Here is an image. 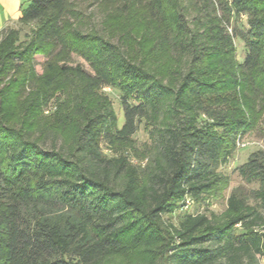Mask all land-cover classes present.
I'll list each match as a JSON object with an SVG mask.
<instances>
[{
    "label": "trees",
    "instance_id": "obj_1",
    "mask_svg": "<svg viewBox=\"0 0 264 264\" xmlns=\"http://www.w3.org/2000/svg\"><path fill=\"white\" fill-rule=\"evenodd\" d=\"M263 122L264 0H27L0 29V264H259L264 148L222 215L186 201L228 184L236 138Z\"/></svg>",
    "mask_w": 264,
    "mask_h": 264
},
{
    "label": "rangeland",
    "instance_id": "obj_2",
    "mask_svg": "<svg viewBox=\"0 0 264 264\" xmlns=\"http://www.w3.org/2000/svg\"><path fill=\"white\" fill-rule=\"evenodd\" d=\"M94 0H82V6L84 8L89 7ZM18 6L21 5V7H25L27 4V0H18ZM92 8V7H91ZM242 23L245 24V19H242ZM235 45H236V57L239 62L243 60L245 49H244V43L241 39L238 37L235 38ZM44 60V57L42 56H36V69L38 72L41 71V62ZM73 63L80 64L87 72L92 73L91 69L89 68L88 64L82 60L78 56H73ZM103 91L108 95L110 98L114 110L117 113L118 116V126H121L123 124V113L122 108L120 105V93L116 89L112 87H105L103 88ZM50 108H54L52 105ZM48 110L46 111V113ZM264 129V122L260 124L256 129H254L251 132H247L245 134L240 135L236 138V147L233 154V158L229 161L226 167L223 168V171L226 175L229 176V182L226 184V186L220 191L217 192L214 196H211L208 201L204 202L202 205H198L197 203H191L188 202L189 208L188 211H207L208 215L214 214L217 217L222 215L226 206V197L228 196L230 190L236 186L238 183L241 182L240 177L235 172V167H237L239 164L244 162L248 156V154L255 150L257 147L264 148V139L262 130ZM133 138L135 139L137 150L132 151L133 153V161L135 163H139L142 165H145L149 162V156L146 157L143 155V152L140 149L142 147V144L149 142V132L146 130L143 126V124H140L137 128ZM243 144H246V147H242ZM238 147H241L240 149ZM179 211L175 212L173 215L165 214L163 215V219L165 221L164 225L168 226L170 223H176V216ZM171 229V227H170ZM173 242V240H172ZM139 257L136 254H129L127 256H123L120 258H117L115 261H112L110 264H140ZM259 264H264V258L259 259Z\"/></svg>",
    "mask_w": 264,
    "mask_h": 264
},
{
    "label": "crops",
    "instance_id": "obj_3",
    "mask_svg": "<svg viewBox=\"0 0 264 264\" xmlns=\"http://www.w3.org/2000/svg\"><path fill=\"white\" fill-rule=\"evenodd\" d=\"M18 0H0V29L17 25L21 5Z\"/></svg>",
    "mask_w": 264,
    "mask_h": 264
},
{
    "label": "built area",
    "instance_id": "obj_4",
    "mask_svg": "<svg viewBox=\"0 0 264 264\" xmlns=\"http://www.w3.org/2000/svg\"><path fill=\"white\" fill-rule=\"evenodd\" d=\"M243 145H245V144H243ZM188 202H190V201L187 200V201H186V204H188Z\"/></svg>",
    "mask_w": 264,
    "mask_h": 264
}]
</instances>
